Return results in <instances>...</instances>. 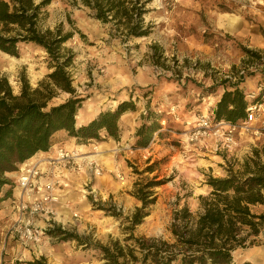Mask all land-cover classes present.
I'll return each mask as SVG.
<instances>
[{"label":"rangeland","instance_id":"374dc122","mask_svg":"<svg viewBox=\"0 0 264 264\" xmlns=\"http://www.w3.org/2000/svg\"><path fill=\"white\" fill-rule=\"evenodd\" d=\"M145 11L144 25L150 34L136 39L121 35L113 23L95 20L79 3L54 0L47 8L43 28L60 25L72 34L64 48L74 56L68 71L76 95L83 100L75 118L77 126L100 113L114 112L122 102L134 104L135 111L122 115L117 140L101 133L99 141L89 142L100 151L106 150L101 147L106 143L112 153L97 160L102 175L91 183L94 196L76 192L72 197L81 219L75 227L65 226L64 232L80 239L46 238L41 254L16 240H8L3 250L2 229L9 218L3 214L0 264H104L96 246L123 243L128 236L127 219L140 207L133 196L136 184L154 178L162 184L153 190L156 202L133 234L166 239L176 204L196 212L199 197L209 194L208 177L225 178L229 171L242 170L254 151L264 155V134L242 137L238 150L219 155L181 144L182 133L192 125L188 123L199 114L212 113L217 99L239 77L241 89L264 95V0H148ZM50 73L46 54L34 46H20L18 57L0 52V77L8 80L15 95L21 79L35 89ZM68 98L58 93L49 107ZM173 106L179 122L168 114ZM148 109L162 113L165 125L161 121L159 135L154 134L146 148L134 149L135 133ZM92 111L87 120L80 118ZM122 127H126L125 135ZM253 213L261 214L262 208H253ZM239 254L234 264H239Z\"/></svg>","mask_w":264,"mask_h":264},{"label":"trees","instance_id":"16d2710c","mask_svg":"<svg viewBox=\"0 0 264 264\" xmlns=\"http://www.w3.org/2000/svg\"><path fill=\"white\" fill-rule=\"evenodd\" d=\"M54 0H0V52L18 57L20 46H34L48 59V74L32 89L21 79L15 95L5 77H0V211L13 195L14 179L19 167L38 153H46L55 145L54 135L64 132L69 139L85 143L99 141L101 133L117 140L122 115L134 112L135 106L122 102L114 112L100 113L89 123L77 126L76 114L82 98L76 95L68 69L73 55L64 45L72 38L62 26L44 29L47 8ZM89 9L92 17L103 25L111 24L127 38H145L150 34L144 25L148 0H68ZM249 54V52H247ZM251 54V53H250ZM242 77L231 85L212 112L215 122L237 124L247 116L250 101L240 88ZM58 93L69 95L63 103L49 107ZM144 123L135 133L134 149L146 148L161 129L162 113L146 111ZM159 133L157 134V136ZM264 157V155H262ZM254 151L238 172L229 171L225 178L208 177L209 194L199 197L196 212L187 205H175L167 229L168 237H135L137 226L149 216L155 204L153 190L159 181H141L133 194L140 207L127 219L128 235L106 246H96L104 264H234L235 254L256 246L264 227V213L253 208L264 206V161ZM152 169V168H151ZM151 169L148 171L152 172ZM63 240L80 239L77 235L50 231ZM30 264H45L36 261ZM247 264V263H244Z\"/></svg>","mask_w":264,"mask_h":264},{"label":"built area","instance_id":"2783aa9c","mask_svg":"<svg viewBox=\"0 0 264 264\" xmlns=\"http://www.w3.org/2000/svg\"><path fill=\"white\" fill-rule=\"evenodd\" d=\"M259 95H247L251 103L246 119L237 124L215 122L213 113L197 115L193 123H188L191 127L182 133L181 144L219 155L238 150L242 137H260L264 134V99H259ZM168 114L179 122L174 106ZM89 142L74 147L55 144L48 152L36 154L19 167L13 195L2 209L9 216L2 229L3 250L8 240H16L24 247L31 246L34 254H41L43 240L53 237L50 231L64 233L65 226L80 223L72 197L76 192L83 197L94 196L91 183L102 175L97 157L104 152ZM117 178L122 180L119 174Z\"/></svg>","mask_w":264,"mask_h":264},{"label":"crops","instance_id":"0c3cea01","mask_svg":"<svg viewBox=\"0 0 264 264\" xmlns=\"http://www.w3.org/2000/svg\"><path fill=\"white\" fill-rule=\"evenodd\" d=\"M258 90H260V88H257V91ZM244 92L246 94L253 93L251 90L250 91L248 90V87H245ZM260 94L262 95V93H260ZM219 99H217L216 103L219 101ZM261 99H264V95H262V98ZM94 113H95V111H92V112L88 113L87 116H85V115L82 114L80 116V118L87 120L88 118H86V117H88L90 115H94ZM90 121L91 120H89L87 123H89ZM79 126H81V125H79ZM123 128H125V130ZM122 129H123L124 135H125V133H126V127H122ZM66 136L67 135L64 132H58V133H56L54 135V137H53L56 145L63 144V145L69 146V147H74V146H77L78 145L76 143V141L73 140V139H71V138H70V140L68 139V141H65L66 140ZM112 143L115 144V142H112ZM108 146L109 145L106 144V143L105 144H101V147L104 148V149H106V150H103L102 149V151L104 152V154H107V153L111 154L112 153L111 152V149H108ZM258 207H261L262 208V213H264V206H258ZM3 214H4V212L3 211H0V218H2ZM256 241L258 242V244L256 246H253L251 248L244 249V250H241L240 251V254L238 255V258H237L239 264H244V263H247V264H264V227H262V229L260 231V234L257 237ZM234 258H236V257H234Z\"/></svg>","mask_w":264,"mask_h":264},{"label":"bare ground","instance_id":"6f19581e","mask_svg":"<svg viewBox=\"0 0 264 264\" xmlns=\"http://www.w3.org/2000/svg\"><path fill=\"white\" fill-rule=\"evenodd\" d=\"M99 150V149H98ZM99 157H101V155H99ZM99 157H97L99 159ZM55 264V263H54Z\"/></svg>","mask_w":264,"mask_h":264}]
</instances>
